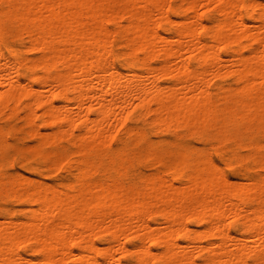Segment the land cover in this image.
<instances>
[{"label": "bare ground", "instance_id": "bare-ground-1", "mask_svg": "<svg viewBox=\"0 0 264 264\" xmlns=\"http://www.w3.org/2000/svg\"><path fill=\"white\" fill-rule=\"evenodd\" d=\"M0 264H264V0H0Z\"/></svg>", "mask_w": 264, "mask_h": 264}, {"label": "rangeland", "instance_id": "rangeland-1", "mask_svg": "<svg viewBox=\"0 0 264 264\" xmlns=\"http://www.w3.org/2000/svg\"><path fill=\"white\" fill-rule=\"evenodd\" d=\"M17 169H11L12 172H15Z\"/></svg>", "mask_w": 264, "mask_h": 264}]
</instances>
